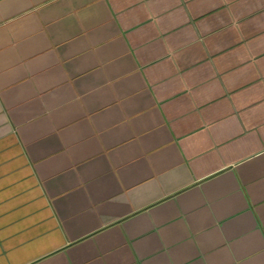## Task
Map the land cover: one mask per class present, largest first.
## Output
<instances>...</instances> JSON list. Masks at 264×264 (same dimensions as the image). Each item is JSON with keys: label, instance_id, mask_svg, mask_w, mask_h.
<instances>
[{"label": "crops", "instance_id": "obj_1", "mask_svg": "<svg viewBox=\"0 0 264 264\" xmlns=\"http://www.w3.org/2000/svg\"><path fill=\"white\" fill-rule=\"evenodd\" d=\"M0 264H264V0H0Z\"/></svg>", "mask_w": 264, "mask_h": 264}]
</instances>
